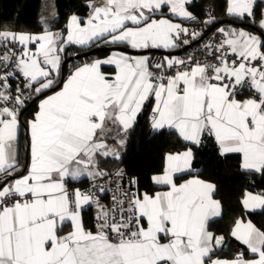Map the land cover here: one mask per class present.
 Listing matches in <instances>:
<instances>
[{
	"label": "snow or ice",
	"instance_id": "1",
	"mask_svg": "<svg viewBox=\"0 0 264 264\" xmlns=\"http://www.w3.org/2000/svg\"><path fill=\"white\" fill-rule=\"evenodd\" d=\"M190 3L90 2L89 17L72 15L66 36L48 28L40 34L0 29V264H264V230L243 219L235 220L230 235L255 258L246 259L241 251L231 260L212 259L225 241L209 231L222 213L221 202L213 198L217 186L199 175L176 182L177 174L193 171L192 147L166 154L162 172L152 177L166 190L154 194L141 193L135 177L124 187L123 170L112 180L97 160L120 159L107 143L112 133L107 125L126 134L153 98V130L172 129L193 146L212 138L221 157L236 154L241 169L264 175V32L217 28L213 36L222 37L219 43L204 45L211 60L165 56L152 63L147 53L181 49L204 35L203 29L165 18V8L205 28L217 23L214 13L199 21L186 8ZM257 6L258 0H227L226 14L254 20ZM258 25L264 29V18ZM101 43L117 50L61 79L68 45ZM105 65L114 73L102 71ZM14 77L22 78L15 88ZM245 83L252 94L239 99L238 87ZM30 99L39 100L38 110L22 120ZM84 176L116 184L111 206L101 204L91 189L69 190L70 182ZM108 191L98 186L100 194ZM241 203L264 210V193L245 192ZM93 205L90 228L83 213Z\"/></svg>",
	"mask_w": 264,
	"mask_h": 264
},
{
	"label": "trees",
	"instance_id": "2",
	"mask_svg": "<svg viewBox=\"0 0 264 264\" xmlns=\"http://www.w3.org/2000/svg\"><path fill=\"white\" fill-rule=\"evenodd\" d=\"M45 0H0V29L9 31H21L29 33H39L44 30L41 22L42 8ZM58 12V18L52 22L50 28L66 32L67 24L72 15L87 17L92 0H53ZM213 8L217 23L205 28L201 40L214 33L219 27H243L253 33L261 34L264 29H260L258 22L262 19L264 3L258 2L255 8V18H236L226 14L227 0H197L190 5L191 12L199 19H204L207 6ZM97 47H117L105 44L93 45L92 47H82L79 45H68L63 54V64L69 60L62 70L61 79H65L71 74L74 68L97 57H103L109 53L101 50L97 53L77 60H70L74 55L87 52ZM49 94V93H48ZM28 110L24 113L22 120H29L32 114L38 109L39 100H28ZM152 100H149L143 107L138 119L131 131L124 134L126 137V148L121 159L103 158L100 164L107 172L117 168H124L125 171L137 180L139 191L153 194L156 186L152 180L155 174L161 173L164 158L168 153L184 151L186 147H192L195 154L193 168L195 173L202 179L216 184V197L222 204V215L210 223V230L216 235L225 237L227 243L221 248H217L215 255L223 258H234L237 252H244L250 255L246 246L235 238L231 237V229L237 219H250L258 227L264 230V210L260 212H247L241 200L245 192L249 190H264V175L255 172H248L240 168V158L236 154L221 157L219 150L214 143L208 153L202 154L197 146L184 142L179 138L174 130L153 131L151 127ZM22 141L24 134H21ZM26 152L21 147V165L25 164ZM186 175L178 177V181L184 179ZM87 226H93L91 212L85 214Z\"/></svg>",
	"mask_w": 264,
	"mask_h": 264
},
{
	"label": "crops",
	"instance_id": "3",
	"mask_svg": "<svg viewBox=\"0 0 264 264\" xmlns=\"http://www.w3.org/2000/svg\"><path fill=\"white\" fill-rule=\"evenodd\" d=\"M195 1H197V0H191V3L189 4V5H186V8H187V10L188 11H190L191 12V10H190V5L192 4V3H194ZM91 3H94V4H96V5H100L102 2H103V0H92V1H90ZM89 2V3H90ZM258 2H259V0H258ZM262 10H263V12H264V8H262ZM164 15H165V18H169V19H171V20H173V22H177V23H182L183 24V26H185L186 27V20H184L183 18H180V17H175V16H172L170 13H168V11H167V9L165 8L164 10ZM92 12V8L90 7V9H89V13H88V15H87V17H84V18H82V17H80V18H82V20H86L88 17H89V15H90V13ZM79 17V16H78ZM234 17V16H233ZM58 18V12H57V9H56V6H55V4H54V1L53 0H45L44 1V4H43V8H42V16H41V22H42V24L44 25V29L45 28H48V30H50V31H52V32H60V33H62V34H64L65 36H66V32L65 33H63L61 30H58V29H51L50 28V26H51V24H52V22L53 21H55L56 19ZM156 18H160L159 17V13L157 14V17ZM262 18H264V17H262ZM234 28H236V29H243V30H246V31H249V32H251L250 30H248V29H246V28H243V27H234ZM44 31V30H43ZM43 31H41V32H39V33H33V34H40V33H42ZM13 32H21V31H13ZM29 33V32H28ZM253 33V32H252ZM254 34H256V33H254ZM102 44V43H101ZM110 45V44H109ZM110 46H113V45H110ZM120 47H123V46H120ZM114 50H117V49H112V50H110L109 51V53L108 54H106L105 56H103V57H97V58H94V59H105V58H107L109 55H111V53L114 51ZM119 50H121V49H119ZM176 50L177 49H163V48H160V49H150V50H147V53L150 55V53L151 52H160V53H162L163 55H164V57L165 56H176ZM121 51H127V52H129L130 54H133V55H139V54H144L143 52H138L137 50H132V49H130V48H128V49H126V50H121ZM93 59H91V60H86L84 63H89V62H91ZM84 63H82V64H80V65H78L77 67H79V66H82ZM62 65H63V63H62ZM75 70V68L73 69V71ZM102 71H104L106 74H108V75H111V74H113L114 73V67L113 66H108V65H105V66H103L102 67ZM67 78V77H66ZM50 94V93H49ZM250 96H239L238 98L239 99H247V98H249ZM41 98H43V97H41ZM150 100H152V107L154 106V104H155V101H154V99L153 98H150ZM148 102V101H147ZM146 102V103H147ZM145 103V104H146ZM39 104V103H38ZM38 110V109H37ZM139 116V115H138ZM31 119V118H30ZM137 119H138V117H137ZM135 125V124H134ZM107 127L108 128H112V133H111V135H109L108 136V138H107V143H108V145H109V147L110 148H115V149H117L119 152H120V159H121V156L123 155V153H124V151H125V148H126V141H127V139H126V137L124 136V134L125 133H120L119 135H117V132L119 131V126H116V127H113L111 124H108L107 125ZM161 130H172V129H168V128H165V129H161ZM161 130H153V131H161ZM131 131V129L126 133V134H128L129 132ZM125 134V135H126ZM119 140H124L125 141V143L123 144V145H120L119 143H116V141H119ZM215 143V141H214V139H212V138H205L204 139V141H203V143L201 144V145H199V146H197L198 148H199V150H200V152L202 153V154H206V153H208V151L210 150V148H211V146L213 145ZM20 156H21V149H20ZM110 158H113V157H111V156H109ZM103 158H108V157H102V156H98L97 157V160H98V162H99V167L101 168V169H103V170H107V169H104L102 166H101V164H100V160L101 159H103ZM119 160V159H118ZM158 174H160V173H158ZM155 175H157V174H155ZM178 175V177H180V176H182V175H186V174H177ZM194 176H197V174L195 173V170H194V168H193V171L191 172V174L189 175V174H187V176L184 178V179H182V180H177L176 182L177 183H182V182H184L185 180H187V179H190V178H192V177H194ZM199 178H201L200 176H199ZM178 179V178H177ZM202 179V178H201ZM89 180H91V179H89L88 177H86V176H84V177H81L80 178V180H78V181H72V182H70L69 184H68V187H74V188H80V187H83L84 185H86L87 183H88V181ZM213 183V182H212ZM155 184V183H154ZM216 185V184H215ZM155 186H156V191L155 192H158V191H164V190H166V188H164L163 186H160V185H157V184H155ZM141 193H143L144 191H140ZM154 192V193H155ZM247 192H251V193H253V194H258V193H264V190L263 191H254V190H249V191H247ZM153 193V194H154ZM150 194V193H149ZM214 199H217V200H219L217 197H216V192H215V195H214V197H213ZM220 201V200H219ZM100 203L101 204H103V205H106L107 206V199L105 198V197H102V198H100ZM221 206H222V204H221ZM247 212H260V211H263V210H261V209H259V208H257V209H255V210H248V209H245ZM87 212H91L92 213V217H93V225H94V223H95V213H96V207H95V205H93L89 210H87V211H85L84 213H83V215H84V218H85V214L87 213ZM221 215H222V213H221ZM220 215V216H221ZM220 216H218V217H215L214 219H217V218H219ZM213 219V220H214ZM240 219H243L244 221H249L250 219H244V218H240ZM251 221V220H250ZM253 222V221H252ZM254 223V222H253ZM85 224H86V222H85ZM255 224V223H254ZM256 225V224H255ZM257 226V225H256ZM86 227H89V226H87L86 225ZM258 227V226H257ZM90 228H91V226H90ZM70 230V227H66L65 228V231H69ZM94 230V229H93ZM209 231H212V230H210V228H209ZM213 232V231H212ZM214 233V232H213ZM216 235V234H215ZM217 236V235H216ZM216 249H217V247L215 248V252H216ZM215 255V254H214ZM212 256V259H222V260H231V259H233V258H223V257H218V256ZM245 258L246 259H251V258H255V256L252 254V253H250V255L249 256H246L245 255Z\"/></svg>",
	"mask_w": 264,
	"mask_h": 264
},
{
	"label": "built area",
	"instance_id": "4",
	"mask_svg": "<svg viewBox=\"0 0 264 264\" xmlns=\"http://www.w3.org/2000/svg\"><path fill=\"white\" fill-rule=\"evenodd\" d=\"M206 12H207V14H206L205 18L204 19H199L198 18L199 21H204L205 19H207L208 15L210 13H214L212 6L208 5L207 9H206ZM185 24H186V27H188L190 29H196L198 31L202 30L203 26H204L200 22L190 21V20H186ZM214 32H216V29H215ZM221 39H222V37H220L219 35L213 36V33H212L211 35H209L208 37H206V38H204L202 40L198 39L197 41H194L192 44H190L188 46H185V47H183L181 49H177L176 50V56L180 57V58H185L188 55H192L193 57H195L196 59L201 60V61H204L205 59L211 60V57L209 56L208 51H206L204 49V45L219 43V41ZM150 56L152 57V61H151L152 63L160 62L163 59V57H164V55L162 53H160V52H151ZM10 83L12 84V87L15 88V86L18 83H22V78H15L14 77V78H12L10 80ZM238 91L240 93L239 96H251V94H252V92L249 89L247 83H245L242 86H239L238 87ZM25 94L27 95V93H25ZM118 170H123L124 176H123L122 184H123L124 187H127L128 186V182H129L130 178H132V177L125 171L124 168L120 167V168H117V169L109 172L110 174H113L112 177H111L112 180H116L117 179L114 174ZM94 183L97 184V188H95V189L93 188V184ZM99 185H103L105 188L109 189V191L104 193V194H100L98 192V186ZM136 187H137V185H136ZM115 188H116V184L115 183H109L107 178H103V179L98 178L97 181L89 180L86 185H84L83 187H80L79 189L82 192L83 191H88V190L91 189L92 191L96 192V194L100 198L105 197L107 199V206H111V204H112V199H111L112 195L113 194H117L118 195V193H115ZM72 189H75V188L70 186L69 190H72ZM133 190H135V188ZM217 236H222V235H217ZM226 243H227V241L225 239L223 245H225ZM222 246H218L217 248H221Z\"/></svg>",
	"mask_w": 264,
	"mask_h": 264
},
{
	"label": "water",
	"instance_id": "5",
	"mask_svg": "<svg viewBox=\"0 0 264 264\" xmlns=\"http://www.w3.org/2000/svg\"><path fill=\"white\" fill-rule=\"evenodd\" d=\"M117 49V47H97V48H93L87 52H83V53H80V54H77V55H74L73 57L70 58V60H77V59H80V58H85V57H89L95 53H97L98 51H101V50H107V51H110L112 49ZM119 49L121 50H126V48L124 47H120L119 46ZM69 60H67L63 65H62V70L64 69L65 67V64L68 62Z\"/></svg>",
	"mask_w": 264,
	"mask_h": 264
}]
</instances>
